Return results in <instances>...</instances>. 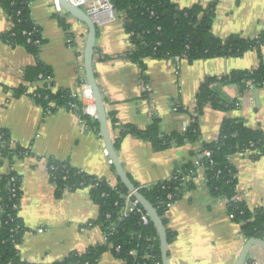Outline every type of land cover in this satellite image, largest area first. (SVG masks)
I'll list each match as a JSON object with an SVG mask.
<instances>
[{"label": "crops", "instance_id": "1", "mask_svg": "<svg viewBox=\"0 0 264 264\" xmlns=\"http://www.w3.org/2000/svg\"><path fill=\"white\" fill-rule=\"evenodd\" d=\"M172 2L178 8L215 3L212 32L224 41L231 37L255 38L264 30V0ZM30 9L43 39L38 55L0 37V129L8 131L14 147L31 146L32 154L23 157L0 154V178L14 173L21 180L19 216L27 229L19 247L21 258L28 264H53L72 252L104 244L107 237L100 224L85 227L100 215V206L93 200L90 188L57 195L48 170L49 160L67 161L113 184L119 178L100 128L81 124L72 109L47 112L31 95L39 83L26 80L27 69L40 61L51 69L54 92L81 91V77L86 80L87 25L64 8L58 11L54 0H30ZM97 27L94 68L107 114L114 112L118 125L140 129L148 128L157 119L163 135H181L193 121L191 110L195 109L197 93L208 77L251 70L262 61L255 49L239 56L187 58L179 63L170 58L146 57L142 69L126 56L133 48L121 18L112 19L101 13ZM10 28V20L0 4V35ZM70 37L74 39L72 45ZM262 54L264 57V47ZM215 86L223 96L224 108L204 106L199 140H182L159 149L153 141L133 133L120 138L118 155L136 186L169 179L179 167L196 161L204 142L216 141L228 118H239L249 128L264 132V86L238 83ZM21 87L27 91L20 92ZM84 104L92 108L94 98L87 97ZM110 131L113 142L119 139V128L110 126ZM258 153L255 152V157L253 151L230 156L238 178L237 195L251 209L264 207V154ZM166 217L167 228L172 232L170 264H235L248 240L241 232V224L230 216L227 201L211 193L203 171L198 172L193 187L183 192ZM99 264H121V260L107 251ZM244 264H264V249L253 246Z\"/></svg>", "mask_w": 264, "mask_h": 264}, {"label": "trees", "instance_id": "2", "mask_svg": "<svg viewBox=\"0 0 264 264\" xmlns=\"http://www.w3.org/2000/svg\"><path fill=\"white\" fill-rule=\"evenodd\" d=\"M0 4L11 23V28L0 37L11 45H23L33 54L38 55L43 39L39 26L31 18L30 0H0ZM115 6L117 10L128 14L125 28L131 43L135 45L126 56L138 62L142 69L145 67L146 57L170 58L183 52L188 54V59L194 60L214 56H239L248 50L256 49L262 57L261 64L257 68L233 70L222 76L208 77L197 93L195 107L197 115L181 135L161 134L157 119L146 129L118 125L114 112L110 111L109 125L112 129H120L119 139L114 140L116 149L119 147L120 138L127 133L149 139L159 149L167 148L182 140H199L201 138L199 123L204 106L211 104L215 108H224V99L216 84L264 86L262 54L264 30L255 38L236 40L235 37H231L226 41L222 40L212 32L215 3L208 6L197 3L187 8H178L172 0H115ZM30 32L33 33L29 35ZM51 78V69L40 61L27 69L26 80L30 83L36 81L39 83L34 91L36 95L31 93L33 99L47 112L61 108L72 109L85 121L87 127L99 129L98 120L84 112L80 91L54 92ZM26 91V87H21L20 92ZM233 106L230 104V107ZM11 140L8 131L0 129L2 157L12 155L23 157L32 154V151L24 146L12 147ZM205 150L211 151L210 157L204 155ZM244 151H253L254 157L257 156L255 155L257 151L264 154V132L249 128L239 118H228L222 125L219 138L211 143L204 142L202 152L196 161L179 167L168 180L138 188L158 210L167 226L166 214L170 209L168 203H175L185 190L191 189L198 172L203 171L211 193L227 201L229 214L241 224L243 236L247 239L264 240V207L251 209L244 201L235 199L238 178L236 168L230 162V156ZM48 166L57 195H62L67 190L90 188L93 200L100 206V215L92 223L102 225L107 237L104 244L90 246L83 252H72L53 264H99L107 251L113 252L121 260V264H162L160 237L155 224L151 222L149 225H144L137 211L127 216L122 215L125 195L129 190L120 179L117 184L111 185L106 178L88 174L67 161L56 159H50ZM21 185L17 174L10 173L0 178V264H28L19 253V247L27 230L19 216ZM170 194L173 195L172 198H169ZM168 235L171 242L172 232L169 229ZM117 247L120 249L117 250ZM133 250L137 251L136 256L131 254Z\"/></svg>", "mask_w": 264, "mask_h": 264}, {"label": "water", "instance_id": "3", "mask_svg": "<svg viewBox=\"0 0 264 264\" xmlns=\"http://www.w3.org/2000/svg\"><path fill=\"white\" fill-rule=\"evenodd\" d=\"M60 2L69 15L85 23L88 27V35L84 50V69L86 73L87 83L90 86L95 101L101 136L105 142L107 153L110 157L112 164L114 165L120 182L123 183L128 188L129 192H131L133 196L139 200L141 206L149 214L151 221L155 224L158 230L160 237V248L162 253V264H170V241L168 235V228L164 223L163 217L160 215L158 210L140 192L138 186H136L131 180L130 176L128 175L119 158L118 151L114 145L111 136L106 103L101 88L99 86L94 68V56L98 40L97 18L88 14L83 8L71 4L68 0H60ZM255 245H260L264 249V240L260 238L248 239L235 264H244L251 248Z\"/></svg>", "mask_w": 264, "mask_h": 264}, {"label": "built area", "instance_id": "4", "mask_svg": "<svg viewBox=\"0 0 264 264\" xmlns=\"http://www.w3.org/2000/svg\"><path fill=\"white\" fill-rule=\"evenodd\" d=\"M68 1L71 4H73V5L77 6V7L83 8L88 14H90L91 16H94L96 18L101 13H107L112 19H114L116 17H119V18H121L124 21V23L126 22V20H128V14L125 11L117 10V8L115 6V0H68ZM54 3H55V6H56L58 11H62L63 10V6H62L60 0H54ZM151 13L154 15L153 11ZM33 32H35V31H33ZM33 32H30L29 35H31ZM129 38H130V36H129ZM73 41H74V39L72 37H70L69 38V43L71 45L73 44ZM132 48L133 49L135 48L134 44H132ZM187 58H188V54L185 53V52L170 57L171 60H173L174 62H177V63H179L183 59H187ZM141 78L143 79V84H145V90H148L149 89V85L146 83V80H144L145 76L143 75ZM81 83H82V90L80 91V99H81L82 104L84 105V109L83 110H84V112L86 114H88L91 117L97 119V111H96L95 105L93 104L92 108H89L90 109L89 110L84 104L85 99L87 97H90V98L93 99V95H92V91L90 89V86H89V84L87 83V81L83 77H81ZM32 93L34 95H36V93L34 91H32ZM87 111H88V113H87ZM191 114L193 116L197 115V113L195 112L194 108L191 110ZM80 122H81V124L87 126L85 124V121H83V119L81 117H80ZM10 144H11L12 147H14V141L13 140H11ZM25 148H27L28 150L32 149L31 146H28V147H25ZM204 155L207 156V157H210L211 156V151L210 150H205L204 151ZM196 163L199 165V161H197ZM48 168H49V166H48ZM51 168H54V167L51 166ZM81 171H84V170H81ZM166 180H168V179H166ZM109 183L111 185H114L111 181H109ZM172 197H173V195L170 194L169 198H172ZM125 199H126L125 207H124V210L122 211V215L123 216H127L128 214L137 211V212L140 213L141 222L144 225H149L152 222L149 214L143 209V207L141 206L139 200L136 199L131 192H128L125 195ZM235 199H239V196L237 194L235 196ZM173 204L174 203H171V202L168 203L169 208H171L173 206ZM230 216L233 217V215H230ZM108 217H110V215ZM93 225L94 224L92 222H90L85 227L88 228V227H91ZM119 249H120V247H117V250H119ZM131 254L136 256L137 255V251L133 250V251H131Z\"/></svg>", "mask_w": 264, "mask_h": 264}]
</instances>
